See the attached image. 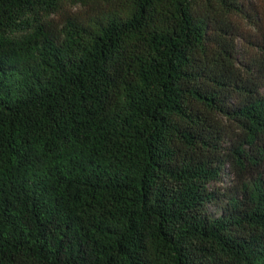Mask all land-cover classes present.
<instances>
[{"label":"trees","instance_id":"1","mask_svg":"<svg viewBox=\"0 0 264 264\" xmlns=\"http://www.w3.org/2000/svg\"><path fill=\"white\" fill-rule=\"evenodd\" d=\"M0 264H264V0H0Z\"/></svg>","mask_w":264,"mask_h":264}]
</instances>
